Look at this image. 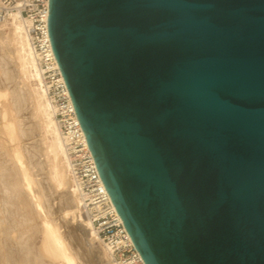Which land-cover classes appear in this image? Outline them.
<instances>
[{"label":"water","instance_id":"obj_1","mask_svg":"<svg viewBox=\"0 0 264 264\" xmlns=\"http://www.w3.org/2000/svg\"><path fill=\"white\" fill-rule=\"evenodd\" d=\"M52 49L145 264H264V0H49Z\"/></svg>","mask_w":264,"mask_h":264},{"label":"rangeland","instance_id":"obj_2","mask_svg":"<svg viewBox=\"0 0 264 264\" xmlns=\"http://www.w3.org/2000/svg\"><path fill=\"white\" fill-rule=\"evenodd\" d=\"M9 29L11 30V25L6 27V31L10 32ZM31 83L35 84L36 82L32 81ZM0 92L8 93L7 100H2L0 104V123L1 110L3 105H6L10 111L8 119H13L17 123L19 146L23 149L21 151L26 159L24 160L27 165L29 164L28 168L30 166V172L38 184L42 202L44 201L50 218L57 223L65 240L68 241L67 243L75 251L80 252L78 245L70 234L71 227L76 226V224L71 223V220L64 215L65 210L72 208L71 201L68 198L69 195L63 197L56 194L47 183L39 145L41 132L37 120L31 114L33 113V109L31 110L32 105L30 102L28 103L26 87L21 80L13 56L11 36L2 31H0ZM8 140L0 125V264H59L44 251V237L41 233L40 222L35 218L36 216L34 217L35 214L31 209V205L28 206L27 193L23 189L20 172L12 158L11 149L15 143ZM28 148L33 151V159L28 153ZM13 192L17 196H14L15 193ZM6 193L10 194L7 196ZM8 198L9 202L7 201ZM32 218L37 220L34 219L35 224H32ZM85 232L83 238L86 244L90 242V236L89 232L86 230ZM91 247L101 250L97 242ZM78 255H76L77 264H107V259L97 263H89Z\"/></svg>","mask_w":264,"mask_h":264},{"label":"built area","instance_id":"obj_3","mask_svg":"<svg viewBox=\"0 0 264 264\" xmlns=\"http://www.w3.org/2000/svg\"><path fill=\"white\" fill-rule=\"evenodd\" d=\"M18 13L37 65L40 86L64 144L68 172L81 200L83 218L114 264H145L102 181L86 135L54 55L49 33V0H2L0 23Z\"/></svg>","mask_w":264,"mask_h":264},{"label":"bare ground","instance_id":"obj_4","mask_svg":"<svg viewBox=\"0 0 264 264\" xmlns=\"http://www.w3.org/2000/svg\"><path fill=\"white\" fill-rule=\"evenodd\" d=\"M8 25H11V30L9 29L10 32L6 31V27ZM0 31L11 36L13 56L20 72L21 80L23 81V84H25L28 103L30 102L32 105L31 110L33 109V113H31L30 110L29 111L37 120V125L41 132L39 145L41 148V157L44 164L47 183L51 190H53V192L56 194L63 197L69 195L68 198L71 201L72 208L65 210L64 215L71 220V223L76 224V226L71 227L70 234L78 245L80 252L75 251L67 243L68 241L65 240L64 235L62 234L57 223L50 218L49 212L45 207L46 205L44 201L42 202L41 193L39 192V187L37 186L38 184L35 182V178L33 179V175L30 172L31 169H29L30 166L28 168L29 164H26V159L23 157V149H21L19 146L17 123L13 119H8L10 111L6 105H3L1 110L0 125L2 126L4 134L8 137V141L15 143L11 149L12 158L20 172L23 189L27 193V200L29 202H27L29 204L28 206L30 207L31 205V209H33L35 214L34 217L36 216L35 218H37L40 222L42 229L41 233H43L44 237V251L59 264H77L78 262L76 255H78V253L79 257H83L85 261L89 263H97L107 259V264H114L111 262L106 249L98 242V238L93 231L91 224L85 218H83L81 214V200L78 197L69 176L64 144L58 125L53 117L48 100L46 99V96L40 86L39 73L34 54L30 46L29 38L25 33L24 22L19 18L18 13H13L8 20L1 22ZM32 81H35L36 83L32 84ZM7 98V92H0V104L2 100L6 101ZM28 153L33 159V151L29 149ZM8 194L6 193L7 196ZM15 195L16 193L14 196ZM17 199L19 200V198ZM8 200L9 198L7 201ZM34 219L32 224L36 223L34 222ZM35 221L37 220L35 219ZM85 230L89 232L90 236V242H87L86 244L83 238L86 233ZM96 242L99 243V248L101 250L91 247V245L95 244Z\"/></svg>","mask_w":264,"mask_h":264}]
</instances>
